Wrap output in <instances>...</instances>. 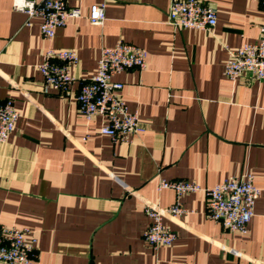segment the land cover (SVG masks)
<instances>
[{"label":"crops","instance_id":"crops-1","mask_svg":"<svg viewBox=\"0 0 264 264\" xmlns=\"http://www.w3.org/2000/svg\"><path fill=\"white\" fill-rule=\"evenodd\" d=\"M97 1L66 0L84 15L50 40L41 16L0 0V100L21 112L0 141V222L33 230L36 264H264V80L224 72L228 48L259 39L261 0H203L218 9L210 29L175 28L171 0H107L105 21L93 24ZM122 39L147 50L145 69L115 75L144 126L130 141L101 132L103 118L87 119L77 99L102 48ZM49 47L79 55L68 91L44 88ZM247 172L261 187L247 232L210 217L207 195L194 191L181 197L188 212L166 218L172 245L145 239V205L177 198L161 178L206 186Z\"/></svg>","mask_w":264,"mask_h":264},{"label":"built area","instance_id":"built-area-1","mask_svg":"<svg viewBox=\"0 0 264 264\" xmlns=\"http://www.w3.org/2000/svg\"><path fill=\"white\" fill-rule=\"evenodd\" d=\"M264 6V0H261ZM107 0L93 2L87 14L93 24H103L106 18ZM14 7L39 15L42 34L52 40L57 28L70 18L81 17L83 10L70 5L66 0H14ZM169 22L175 28H214L218 22L216 6L203 0H171L168 10ZM80 58L74 48L49 47L39 68L44 77V88L57 86L70 90L76 80L72 72ZM147 50L135 43L119 40L114 45L104 46L95 71L84 78L77 93L80 112L87 118H103L101 132L109 134L114 141H130L144 126L137 110L131 109L122 90L124 83L115 75L129 68L145 69ZM231 79L247 81L264 80V21L260 25L257 41L244 42L238 48H228L224 66ZM21 116L13 98L0 100V141L8 138ZM173 188L176 201L168 206L155 203L145 205L151 222L144 231L145 239L153 246L172 245L177 232L166 222V218L179 216L189 209L181 197L189 192L203 191L208 201V214L231 231L245 233L255 214V206L261 187L251 172L230 175L213 185L179 178H161L158 188ZM37 237L29 226H18L0 222V264H36Z\"/></svg>","mask_w":264,"mask_h":264}]
</instances>
